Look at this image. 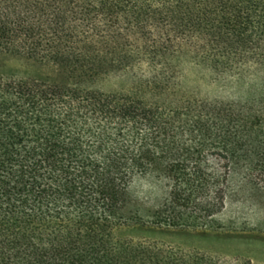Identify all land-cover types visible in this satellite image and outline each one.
Wrapping results in <instances>:
<instances>
[{
	"label": "trees",
	"instance_id": "obj_1",
	"mask_svg": "<svg viewBox=\"0 0 264 264\" xmlns=\"http://www.w3.org/2000/svg\"><path fill=\"white\" fill-rule=\"evenodd\" d=\"M0 54L55 73L0 77V264H254L123 234L221 232L235 180L264 190V0H0ZM187 55L247 96L188 94Z\"/></svg>",
	"mask_w": 264,
	"mask_h": 264
},
{
	"label": "rangeland",
	"instance_id": "obj_2",
	"mask_svg": "<svg viewBox=\"0 0 264 264\" xmlns=\"http://www.w3.org/2000/svg\"><path fill=\"white\" fill-rule=\"evenodd\" d=\"M179 70L184 91L200 99L237 101L246 97L250 90L249 78L238 81L230 74L215 71L209 63L194 55L181 58ZM54 75L51 67L38 65L24 57L0 54L2 78L28 80ZM131 83L132 79L127 75L115 73L99 80L95 88L104 92H119ZM149 189L150 182L146 179H138L133 185L134 193L140 197ZM220 220L227 225L221 232L146 227L130 228L123 237L155 242L181 252H199L227 261L240 258L264 264V190L235 180Z\"/></svg>",
	"mask_w": 264,
	"mask_h": 264
}]
</instances>
